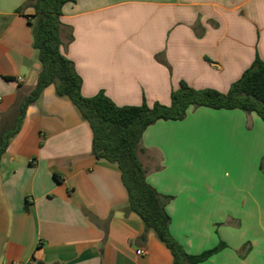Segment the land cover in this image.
I'll return each mask as SVG.
<instances>
[{
    "label": "crops",
    "instance_id": "0c3cea01",
    "mask_svg": "<svg viewBox=\"0 0 264 264\" xmlns=\"http://www.w3.org/2000/svg\"><path fill=\"white\" fill-rule=\"evenodd\" d=\"M30 0H0V131L41 71ZM64 54L82 94L118 106L171 104L182 81L226 93L264 59V0H72L61 10ZM49 86L30 103L0 163V264H174L128 208L116 164ZM147 181L171 196L172 236L198 264H264V120L239 108L190 109L142 135ZM145 250L140 254L139 250Z\"/></svg>",
    "mask_w": 264,
    "mask_h": 264
},
{
    "label": "trees",
    "instance_id": "16d2710c",
    "mask_svg": "<svg viewBox=\"0 0 264 264\" xmlns=\"http://www.w3.org/2000/svg\"><path fill=\"white\" fill-rule=\"evenodd\" d=\"M72 0H30L36 14L32 22L33 46L41 64L38 81L32 94L18 107L12 127L0 131V163L8 144L18 132L26 109L49 86H54L57 96L72 101L93 132V154L116 164L121 170L122 183L128 194V208L144 222L171 251L174 264H198L218 253L226 243L200 254L185 251L171 234V217L166 210L171 196L163 195L147 181V173L138 153L144 131L158 120H182L190 109L239 108L257 113L264 120V59L257 57L234 82L226 93L214 89H194L186 82L171 94V104L155 103L149 107L118 106L104 91L92 97L82 94V78L73 62L62 50L60 31L61 10Z\"/></svg>",
    "mask_w": 264,
    "mask_h": 264
},
{
    "label": "built area",
    "instance_id": "2783aa9c",
    "mask_svg": "<svg viewBox=\"0 0 264 264\" xmlns=\"http://www.w3.org/2000/svg\"><path fill=\"white\" fill-rule=\"evenodd\" d=\"M146 251L143 249V250H139V253L140 254H144ZM14 264H19V263H17V262H15Z\"/></svg>",
    "mask_w": 264,
    "mask_h": 264
},
{
    "label": "water",
    "instance_id": "95a60500",
    "mask_svg": "<svg viewBox=\"0 0 264 264\" xmlns=\"http://www.w3.org/2000/svg\"><path fill=\"white\" fill-rule=\"evenodd\" d=\"M37 264H46V263L43 261H38Z\"/></svg>",
    "mask_w": 264,
    "mask_h": 264
}]
</instances>
